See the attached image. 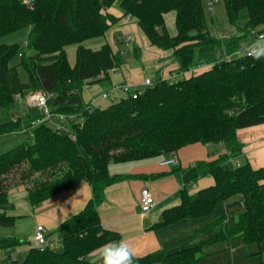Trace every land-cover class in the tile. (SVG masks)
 Wrapping results in <instances>:
<instances>
[{"label": "trees", "instance_id": "obj_1", "mask_svg": "<svg viewBox=\"0 0 264 264\" xmlns=\"http://www.w3.org/2000/svg\"><path fill=\"white\" fill-rule=\"evenodd\" d=\"M223 1L231 24L245 19L241 33L225 40L209 33L201 0H33L30 5L0 0V37L27 28L23 47L0 43V109L13 107L17 94L39 89L52 93L54 112L78 117L61 130L40 122L31 129L32 135L26 133L19 144L0 153V226L14 224L16 216L9 213L14 203L8 193L19 185L33 207L83 182L91 189L84 205L59 223L61 248L29 246L21 259L10 258L4 264H100L87 257L107 241H120V234L102 226L98 206L107 186L132 177L111 175L109 162L170 156L197 142L222 144L225 150L179 168V202L163 209L150 228L202 218L220 202H227L233 219L226 223L220 216L207 224L204 229H214L207 242L239 237L264 251V166L253 167L246 160L236 166L223 164L240 155L237 130L264 123V56L232 55L251 29L264 30V0ZM113 4L137 21L152 46L171 50L181 70L201 65L196 62V50L202 45L223 46L225 56H231L216 58L173 82L156 79L135 98L123 96L88 110L83 86L108 81L109 70L120 68L121 55L108 43L98 49L80 43L103 35L117 21V16L106 12ZM169 11L175 12L174 35L165 25L164 14ZM70 43L77 44L73 65L65 51ZM15 56L27 73L25 82L10 64ZM101 71L104 78H97ZM38 116L25 114L1 122L0 136L29 128ZM206 175L212 183L192 191V185ZM233 197L244 205L230 202ZM20 243L16 236H0L1 248ZM202 246L197 243L168 252L161 244L136 255L135 264H194Z\"/></svg>", "mask_w": 264, "mask_h": 264}, {"label": "crops", "instance_id": "obj_2", "mask_svg": "<svg viewBox=\"0 0 264 264\" xmlns=\"http://www.w3.org/2000/svg\"><path fill=\"white\" fill-rule=\"evenodd\" d=\"M201 1L207 29L212 36L219 40H225L241 33L240 29L244 26L245 19H239L235 25L231 24L227 19L223 0ZM106 12L117 16L118 19L101 35L100 45L108 43L113 52H119L120 55L125 52L124 55L130 57L126 60L121 58L120 74L117 76L120 82L139 84L144 78H153L159 74L172 79L175 72L182 71L173 52L152 46L140 30L137 21L123 15L117 4L108 7ZM164 20L168 33L174 35L176 33L175 12L165 13ZM127 37L129 39L126 41ZM211 51L216 54L214 59L222 55L225 56L226 52L223 46L211 49ZM198 60L201 59L198 58L196 62H199ZM201 65L204 66L202 63ZM109 87L110 80L83 87L84 102L93 98L95 99L93 106L99 107L98 103L101 99L98 97L99 93L108 90ZM237 137L240 155L234 159L241 163L239 159L244 158L253 167L264 166V123L238 129ZM224 150L222 144L197 142L186 145L177 151L175 154L176 164L161 165L160 162L170 156L160 155L130 161L129 166L122 172L111 170L108 165L111 175L129 174L132 177L105 188L103 200L98 206L102 226L117 231L120 234V240L129 243L136 255H143L155 250L161 244L168 252H171L202 243V255L194 264H264V251L260 252L256 243H245L239 237L227 241L207 242L214 234V229H204V227L212 220L224 216L226 223H231L233 212L227 206V202H220L210 214L202 218H184L160 229L150 228L161 218L163 209L179 202V189L182 185V173L179 168H185L198 159L214 157ZM223 164L232 165L229 158ZM211 183V176L206 175L192 185V191ZM143 187L150 190L155 202L148 212H142L139 206V194ZM20 188L17 186L11 191L13 194L22 193L23 188ZM90 194V185L83 182L75 189L59 193L35 207L31 205L32 224L27 227L31 229L34 227L35 232L36 226L42 225L44 245L61 248L59 223L76 213L88 200ZM26 197L28 199V196ZM27 210L29 212V209ZM19 216L16 214L12 226H0V236H16L23 240L16 227ZM17 246L0 247V263L8 261L10 258L21 259L19 256H24L28 246ZM94 260L100 259L96 257Z\"/></svg>", "mask_w": 264, "mask_h": 264}, {"label": "rangeland", "instance_id": "obj_3", "mask_svg": "<svg viewBox=\"0 0 264 264\" xmlns=\"http://www.w3.org/2000/svg\"><path fill=\"white\" fill-rule=\"evenodd\" d=\"M241 13H245V9H243L241 11ZM26 35H27V28H25V27L20 28L18 30L12 31L10 33H7V34L1 36L0 37V43H5V44L16 43L20 47H23V45L25 44V41H26ZM101 38H102L101 36L86 38L80 44L85 46V47H89L91 49H98L101 46L100 45ZM242 41L244 44H245V42H247V44H245L246 46L251 45L250 43L253 42L250 34H247ZM76 47H77L76 43H70V44H67L65 46L67 59H68V62L70 65H73V63H74ZM124 53L123 52L121 53L122 60L130 59V57L124 55ZM215 55L216 54L211 51L210 45H202L201 47H199L196 50V58L201 59L198 61H199V63H202L204 66L209 65L214 60V58L216 57ZM223 57H224V55H222L219 58H223ZM18 62H19L18 56H15L10 60V64L16 66V71H17L19 79L21 81L25 82L27 80V73L24 70V68L18 64ZM182 77H183V75L180 74L178 77L168 79V81L173 82L176 79H179ZM114 80L116 82H120L117 79V76L114 78ZM88 86H90V85H88ZM88 86H85V87H88ZM24 95L25 94H22L21 97H15V100H14L15 102H14L13 107H11L9 109H0V123L7 121L9 119L14 120V119H16V117L18 115L23 116L26 113H28L30 116L39 115V110L36 107L29 106L26 103L25 99L23 98ZM115 100L116 99H114V98L113 99H100L98 105H99V107H104V106L108 105L109 103H111ZM48 107L50 109H53L52 108V96L48 100ZM36 118L37 117L32 118V119L34 120ZM53 119L55 121L59 120L56 117H54ZM24 138H25V136L22 135L20 132H14V133H10V134L8 133V134L1 135L0 136V153L5 152V151L13 148L17 144H19ZM208 149H211V148L208 147ZM239 160L241 162L245 161L244 158H241ZM129 164H130L129 162L110 161L109 162V168L111 170H116V171L122 172L129 166ZM19 187L23 188L22 193L24 195L21 192H17L16 194H13L11 191L13 188L9 190V196H10L11 200L14 201V205H15L14 209L10 210L9 213L13 214L15 216H16V214L20 215L17 218L16 227H17V230L19 231L20 237L24 241L22 240V243H20L19 245H22V246L27 245L28 247L29 246H38L39 244L33 238L34 227H32V229L27 227L28 225L32 224V222H31L32 221V207H31L29 200L26 197L27 193L25 191L24 186L19 185ZM232 200H238L240 202L238 197H233V198H231V201ZM27 209H29V212ZM235 214H236V210L234 211V215ZM16 247H18V246H16ZM99 253H100V250L97 251L96 253L89 255V258L87 257V259L94 260V259H96V257H99ZM19 257L22 258L23 256H19Z\"/></svg>", "mask_w": 264, "mask_h": 264}, {"label": "built area", "instance_id": "obj_4", "mask_svg": "<svg viewBox=\"0 0 264 264\" xmlns=\"http://www.w3.org/2000/svg\"><path fill=\"white\" fill-rule=\"evenodd\" d=\"M23 3L30 5L32 3L33 0H22ZM212 4V3H210ZM127 17H130L129 15H127ZM250 35L253 39V41L257 40V39H264V30L263 31H257L256 29H251L250 31ZM129 38H126V41ZM250 52V45L246 46L245 44H241L240 48L238 50H236L232 55H241V54H246L249 55ZM20 55V54H19ZM231 55H226L224 57L229 58ZM202 67V65L198 64L196 66H192L189 68H186L180 72H175L172 76V78L174 77H178L180 74L184 76L197 71L198 69H200ZM120 74V70L117 68H112L109 70V80H110V87L108 90L100 92L99 96L101 99H119L123 96H131L133 98L137 97L138 95H140L142 92H144L145 88L148 86H152L155 82V80L157 79H166L168 80L167 77L163 76L162 74H159L155 77H146L143 79V81L139 84L137 83H127V82H116L114 80V78L116 76H118ZM105 76V72H100L97 75V78H104ZM177 80V79H176ZM88 86V85H84ZM24 99L26 101V103L29 106H33L36 107L39 110V116L31 121V125L29 128L27 129H22L20 131V133L22 135H26V133H28L29 135H32L31 133V129L36 126L37 124H39L40 122H47L48 124H50L52 127L56 128V129H63L65 128V126L67 125V122L71 121V119H77V115L75 114H63V113H59V112H54L53 109H50L48 107V100L49 98H51L52 93L47 92V91H43V90H29L26 93H24ZM121 94V96H120ZM16 97H21V94H17ZM95 99L90 98L88 101L85 102L86 108L88 110H91L93 106V102ZM56 117L59 120H54L53 118ZM79 120V124H81V118L78 119ZM77 120V121H78ZM52 123V124H51ZM72 138H75L74 134H71ZM229 160L231 161V163L233 165H238L239 163L237 162V160L233 159V158H229ZM177 163V158L175 156V154L170 155L169 158H166L164 160H162L160 162L161 165H168V164H176ZM155 202H154V198L150 192V190L146 187L141 188L140 190V194H139V206L142 212H148L153 206H154ZM240 205L243 206V201L240 202ZM224 221L226 222V219H224ZM43 227L42 225H37L35 228V232H34V239L37 241V243L41 246H44V242H45V238H44V234H43ZM0 264H4V263H0Z\"/></svg>", "mask_w": 264, "mask_h": 264}, {"label": "clouds", "instance_id": "obj_5", "mask_svg": "<svg viewBox=\"0 0 264 264\" xmlns=\"http://www.w3.org/2000/svg\"><path fill=\"white\" fill-rule=\"evenodd\" d=\"M250 55L255 59L264 56V39H257L250 45ZM100 264H135L136 253L124 240L107 241L100 246Z\"/></svg>", "mask_w": 264, "mask_h": 264}]
</instances>
